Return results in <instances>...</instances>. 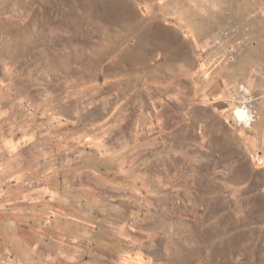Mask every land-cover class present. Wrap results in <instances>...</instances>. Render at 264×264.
<instances>
[{"label":"rangeland","instance_id":"rangeland-1","mask_svg":"<svg viewBox=\"0 0 264 264\" xmlns=\"http://www.w3.org/2000/svg\"><path fill=\"white\" fill-rule=\"evenodd\" d=\"M263 118L264 0H0V264H264Z\"/></svg>","mask_w":264,"mask_h":264},{"label":"crops","instance_id":"crops-1","mask_svg":"<svg viewBox=\"0 0 264 264\" xmlns=\"http://www.w3.org/2000/svg\"><path fill=\"white\" fill-rule=\"evenodd\" d=\"M254 145H255V141L250 142L251 148H254ZM258 146L261 148V162H262L263 167H264V118H263V135H262L260 141H258Z\"/></svg>","mask_w":264,"mask_h":264},{"label":"bare ground","instance_id":"bare-ground-1","mask_svg":"<svg viewBox=\"0 0 264 264\" xmlns=\"http://www.w3.org/2000/svg\"><path fill=\"white\" fill-rule=\"evenodd\" d=\"M237 116L238 118L241 120V121H244L247 123L248 119H249V115H248V112H246L245 109H242V110H238L237 111Z\"/></svg>","mask_w":264,"mask_h":264}]
</instances>
